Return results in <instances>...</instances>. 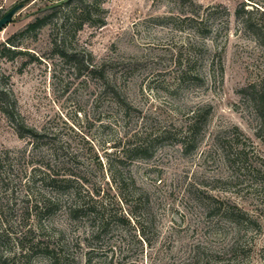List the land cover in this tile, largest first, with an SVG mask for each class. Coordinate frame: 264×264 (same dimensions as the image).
Instances as JSON below:
<instances>
[{"label": "rangeland", "instance_id": "rangeland-1", "mask_svg": "<svg viewBox=\"0 0 264 264\" xmlns=\"http://www.w3.org/2000/svg\"><path fill=\"white\" fill-rule=\"evenodd\" d=\"M56 1L0 0V18L24 5L0 43ZM243 2L101 0L105 25L66 46L102 76L63 60L52 26L15 38L23 54L1 60V83L39 139L0 112V264H264V141L250 98L264 89V47L236 18ZM141 142L148 153L121 187L111 160ZM46 167L77 177L96 214L72 217L67 196L46 209L57 198Z\"/></svg>", "mask_w": 264, "mask_h": 264}, {"label": "trees", "instance_id": "trees-1", "mask_svg": "<svg viewBox=\"0 0 264 264\" xmlns=\"http://www.w3.org/2000/svg\"><path fill=\"white\" fill-rule=\"evenodd\" d=\"M251 6V9L247 7ZM103 8L101 7V0H58L43 8H40L34 13V18L17 36H24L31 32H37L48 26L55 28L61 37V40H55L54 45L57 48V54L65 60L73 62L75 68L79 71H87L89 74H99L102 76V69L95 67L92 58L85 60V58L78 56L75 53H70L66 43L71 32L77 33L86 26H104L106 19L103 16ZM197 14V13H195ZM212 15V14H211ZM236 18L241 20L244 28L251 32L257 39L259 44L264 47V7L260 0H248V3L243 2L235 12ZM200 15H197L200 24L201 32L207 33L209 29L205 25V20H200ZM8 38L6 41L0 43V62L2 59H14L23 54L22 49L16 44L15 38ZM91 57V56H90ZM10 81V77L0 72V112L4 114L11 123L15 126V130L20 138H29L38 140V133L31 129L17 110L16 100L13 91L8 85H2ZM2 82V83H1ZM254 87V86H253ZM251 101L255 103L259 117L261 118L260 133L261 139L264 141V89L258 90L251 95ZM201 115L195 112L192 116V123L188 127V134L183 138V145L187 146L194 142L195 137L199 133V127L202 123ZM201 117V118H200ZM149 150V144L141 142L134 147L122 148L110 163L111 178L115 183L121 187L125 185L124 170L127 163L133 162L137 159L146 156ZM0 157V165H1ZM42 171V181L47 184V187L52 188L54 194L57 195L54 202L48 200L45 205L46 209H56L59 196H67L68 211L72 217L78 218L84 214H96L94 205L85 201L83 195V185L81 181L72 175H60L55 173L51 168L46 167ZM128 187V186H127ZM51 202V203H50ZM50 203V204H49Z\"/></svg>", "mask_w": 264, "mask_h": 264}, {"label": "water", "instance_id": "water-1", "mask_svg": "<svg viewBox=\"0 0 264 264\" xmlns=\"http://www.w3.org/2000/svg\"><path fill=\"white\" fill-rule=\"evenodd\" d=\"M23 7H24L23 4L17 5L4 14L0 18V30H2L4 27L10 24L13 20V17L16 15V13L20 11L21 9H23Z\"/></svg>", "mask_w": 264, "mask_h": 264}]
</instances>
